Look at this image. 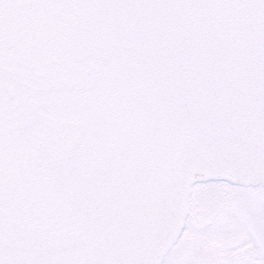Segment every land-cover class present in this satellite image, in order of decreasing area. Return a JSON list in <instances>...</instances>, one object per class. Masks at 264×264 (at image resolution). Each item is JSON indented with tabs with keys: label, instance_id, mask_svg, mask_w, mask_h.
Returning a JSON list of instances; mask_svg holds the SVG:
<instances>
[{
	"label": "water",
	"instance_id": "95a60500",
	"mask_svg": "<svg viewBox=\"0 0 264 264\" xmlns=\"http://www.w3.org/2000/svg\"><path fill=\"white\" fill-rule=\"evenodd\" d=\"M219 179L264 186V9L20 0L0 19V260L161 264L191 186Z\"/></svg>",
	"mask_w": 264,
	"mask_h": 264
},
{
	"label": "flooded vegetation",
	"instance_id": "af4514ba",
	"mask_svg": "<svg viewBox=\"0 0 264 264\" xmlns=\"http://www.w3.org/2000/svg\"><path fill=\"white\" fill-rule=\"evenodd\" d=\"M213 194L211 209L193 197L184 229L188 245L197 240L212 247L218 264H264V188L222 185ZM195 230L193 241L190 234Z\"/></svg>",
	"mask_w": 264,
	"mask_h": 264
},
{
	"label": "rangeland",
	"instance_id": "374dc122",
	"mask_svg": "<svg viewBox=\"0 0 264 264\" xmlns=\"http://www.w3.org/2000/svg\"><path fill=\"white\" fill-rule=\"evenodd\" d=\"M220 184H212L208 183L205 186H196L195 188L198 189V193H195L196 201L200 202V205L205 206L208 209H211L215 206V201H213V196L208 197L207 200L205 199L208 192L212 193L216 191V188L219 187ZM210 193V194H212ZM238 197V196H236ZM218 201H223L222 199ZM203 203V204H202ZM198 225H193V228H196ZM188 231L183 233L182 238L178 241L176 245L172 248V250L167 253L168 255L164 259V264H186L185 262H189L191 264H218V257H215V253L213 255L212 247L209 246H202L200 241L195 240V235L197 231L191 232L190 240H195L193 243L194 245H188L187 238H188ZM215 250V249H214ZM215 261V262H214Z\"/></svg>",
	"mask_w": 264,
	"mask_h": 264
},
{
	"label": "snow or ice",
	"instance_id": "6c2138e0",
	"mask_svg": "<svg viewBox=\"0 0 264 264\" xmlns=\"http://www.w3.org/2000/svg\"><path fill=\"white\" fill-rule=\"evenodd\" d=\"M20 6V0H0V19L10 14V10H15ZM195 6H199L197 3ZM209 7H232L237 9H264V3L258 0H207ZM0 264L6 261L0 260Z\"/></svg>",
	"mask_w": 264,
	"mask_h": 264
}]
</instances>
